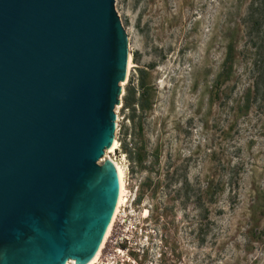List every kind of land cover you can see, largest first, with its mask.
<instances>
[{
	"label": "rangeland",
	"instance_id": "374dc122",
	"mask_svg": "<svg viewBox=\"0 0 264 264\" xmlns=\"http://www.w3.org/2000/svg\"><path fill=\"white\" fill-rule=\"evenodd\" d=\"M114 8L132 67L108 156L128 172L117 218L147 237L131 257L264 264V0Z\"/></svg>",
	"mask_w": 264,
	"mask_h": 264
},
{
	"label": "water",
	"instance_id": "95a60500",
	"mask_svg": "<svg viewBox=\"0 0 264 264\" xmlns=\"http://www.w3.org/2000/svg\"><path fill=\"white\" fill-rule=\"evenodd\" d=\"M127 56L114 0H0V264L95 254Z\"/></svg>",
	"mask_w": 264,
	"mask_h": 264
},
{
	"label": "bare ground",
	"instance_id": "6f19581e",
	"mask_svg": "<svg viewBox=\"0 0 264 264\" xmlns=\"http://www.w3.org/2000/svg\"><path fill=\"white\" fill-rule=\"evenodd\" d=\"M132 57L130 52L128 51V56H127V64H126V72H125V77H124V81H126L128 79L129 76V72L130 69L132 67ZM123 84H121V92L123 90ZM119 106L114 109L115 111V129L117 128L118 125V121H119V117H118V109ZM118 148V141L116 139L115 136V131H114V137L113 140L111 142V145L106 149V151H104L105 154V158H109L108 160L112 163L115 171H116V175H117V181H118V194H117V200H116V204H115V208L112 214V217L109 221V224L106 227V230L103 234L102 240L100 242V245L98 247V249L96 250L95 254L92 256V258L86 263V264H103L99 261V256L102 250V247L104 246L108 236L110 235L111 229L113 227V224L117 218V216L119 215V213L121 212L122 208L126 205L127 201H128V189H127V169L125 166V163L123 161V159L117 158V157H110L108 156L109 153L114 152L116 149ZM64 264H75L74 260H67Z\"/></svg>",
	"mask_w": 264,
	"mask_h": 264
},
{
	"label": "built area",
	"instance_id": "2783aa9c",
	"mask_svg": "<svg viewBox=\"0 0 264 264\" xmlns=\"http://www.w3.org/2000/svg\"><path fill=\"white\" fill-rule=\"evenodd\" d=\"M122 223L116 218L110 235L102 247L99 261L103 264H127L126 261L136 264L130 253L134 251L133 247L147 241L146 236L134 238L132 228H122Z\"/></svg>",
	"mask_w": 264,
	"mask_h": 264
},
{
	"label": "flooded vegetation",
	"instance_id": "af4514ba",
	"mask_svg": "<svg viewBox=\"0 0 264 264\" xmlns=\"http://www.w3.org/2000/svg\"><path fill=\"white\" fill-rule=\"evenodd\" d=\"M139 260H140V262H142V259L141 258H139ZM161 261V263L162 264H165V261L162 259V260H160ZM151 262H149V264H150Z\"/></svg>",
	"mask_w": 264,
	"mask_h": 264
},
{
	"label": "trees",
	"instance_id": "16d2710c",
	"mask_svg": "<svg viewBox=\"0 0 264 264\" xmlns=\"http://www.w3.org/2000/svg\"><path fill=\"white\" fill-rule=\"evenodd\" d=\"M228 60H230V55H228Z\"/></svg>",
	"mask_w": 264,
	"mask_h": 264
}]
</instances>
